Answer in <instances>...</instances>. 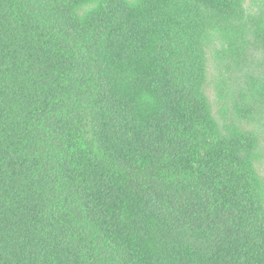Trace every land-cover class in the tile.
<instances>
[{
	"label": "trees",
	"instance_id": "obj_1",
	"mask_svg": "<svg viewBox=\"0 0 264 264\" xmlns=\"http://www.w3.org/2000/svg\"><path fill=\"white\" fill-rule=\"evenodd\" d=\"M243 2L0 0V264H264L254 137L203 92Z\"/></svg>",
	"mask_w": 264,
	"mask_h": 264
},
{
	"label": "rangeland",
	"instance_id": "obj_2",
	"mask_svg": "<svg viewBox=\"0 0 264 264\" xmlns=\"http://www.w3.org/2000/svg\"><path fill=\"white\" fill-rule=\"evenodd\" d=\"M216 14L203 92L222 134L253 135L250 156L264 186V0H244L242 12Z\"/></svg>",
	"mask_w": 264,
	"mask_h": 264
}]
</instances>
